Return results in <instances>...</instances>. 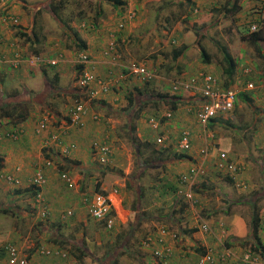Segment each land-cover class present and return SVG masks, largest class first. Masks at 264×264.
<instances>
[{
	"label": "crops",
	"instance_id": "obj_1",
	"mask_svg": "<svg viewBox=\"0 0 264 264\" xmlns=\"http://www.w3.org/2000/svg\"><path fill=\"white\" fill-rule=\"evenodd\" d=\"M60 1L61 0L0 1V17L6 11L18 17V24L16 27L12 25H6L0 19V51L7 56H13L14 52L17 50V53L21 54V57H23V61L21 62V65L17 67V69L0 65V83L3 85L6 80L9 82V77L15 78L13 80L15 81V86H13V88L17 86V91L11 90L10 92L17 94V102H20L23 105L21 107L24 109V111L29 110V116L27 119L17 123V127H20L22 132L19 133L16 140H12L13 144H2L4 142L2 141V145L0 146V152L3 153L2 156L5 158L6 164L0 171H3V173L16 174L21 180V184L17 186V195L14 196V198H17V220L21 223L20 225H17V246L19 250L29 259L28 264H103L104 261L99 259L96 250L95 252H92L90 249H87V241H92L93 245L98 248L109 247L110 250L112 246H117L116 243L118 240L128 239V235L130 234L129 232L132 233L131 238L133 240H137V234L142 231V228L148 223V220L160 219L154 217L152 211L148 213L145 212L143 218L137 221L136 227L133 229L126 227L129 217L131 216V206L132 204L134 205V200H136L135 191L132 192L134 188H128L126 186V177L133 171L140 173L142 170H144V173L140 176L138 181V183L143 186L144 193L141 196L143 201L140 203L142 205V210L146 205H153L156 208L163 207L162 201H159L160 198L157 197L155 193V196L153 195L152 198H148L144 187H147L148 190L157 191V193L161 194V196L164 192H167L173 198L171 206H167L166 208L168 209L170 207L171 212L169 211L170 213L168 212L165 214L163 218L164 223L168 221L174 224V228H171L174 229L177 237H165L166 243H168L173 249V255L167 262L162 264H196L200 249L207 250L209 248H216V244L214 243L215 235L203 233L201 230L197 229L196 224L199 222V220L195 213L198 209L187 203V205L183 207L181 202L184 201L181 200L180 202H177L176 198H179L178 195L176 193H171L170 191L171 188H175L174 190L186 189L185 186L187 185L181 184L179 177L181 175L190 174V169L199 161L204 160L203 167L206 168H204V170H206L208 175L207 177H209L207 180L211 182L214 181L216 175H218L216 174L215 163L220 160V157L222 156L221 154H224L223 157L225 158H236V155L233 151L224 152L220 150L217 153V148L213 143L214 140L209 138V135H211V133H209V129L211 130L214 126H223V123L219 121V116L215 117V121H211L212 123L210 122L207 127H203L197 121L195 109L204 102V97L199 88L190 91L176 92L180 95V100H178V98L176 99L175 104L177 107L175 110H171L172 113L169 118L165 117V113L170 112L168 106H161L156 109H152L150 112L144 110L141 111L140 118L137 121L136 135L139 137L140 141H148L151 143L153 148L144 146L143 155L140 157H138L136 153L133 152L135 156L134 158L136 160V166H134L136 169H134V167L131 165L132 155L128 153L127 149L124 147L125 143L120 142L119 140L118 133H124V124L126 123L125 118L123 121H120L119 118L115 117V121L117 122L116 124H119V126L116 124L114 126L111 125V123L108 121L109 118H106V114L112 115L113 113H117L120 114L121 117L124 115V112L121 111V105H126L127 103L126 93L129 88V80L127 84H124V81H118L114 87L106 93H99L92 100L87 99L85 101L86 113L83 118V125L68 127L67 135L65 137V142L68 144L74 143V147L68 155L61 154L60 149L55 143L46 142L45 137L48 135L49 130L36 132L37 122L39 119L37 114V106H48L47 104L49 102V98H46L47 94H45L46 97L43 96L44 88L46 89L48 87L47 81H60V79L68 81L64 84V86H62V88L58 83L55 86L50 83L52 86L51 92H48V95H52L50 98L53 97L56 92H58L56 94L57 96L59 93H61L63 95H71L72 97H75L76 90L78 94H82V90L76 84L74 79L76 75L75 66L78 65L76 63L77 54L80 51L78 50V44H83L84 49L81 51H85L88 54L89 60L87 63V69L90 71V73L95 77V79L106 78L108 75H110L111 71L116 72L120 68L114 67V65L110 62L111 59L104 55L103 49L106 44L105 42H107L109 39L115 38L119 52L122 54V56L131 55L128 51V48L126 47L127 43L124 42L129 40L127 37H129V35L134 30L129 24L126 27L127 29L120 30L117 25L111 27L108 26L109 22L104 23L103 28L106 31L104 34L102 33L104 36V43H102L101 37L94 30V27L97 28V26L93 20V29L88 28L89 30L87 31L84 29H79V36L78 33L75 32V37H71V35H74L72 31H69L71 35L65 33V31H62L61 35L59 31L50 24V21L53 22L59 20V10L64 9L65 7L63 4L64 2L59 3ZM101 1L102 0L98 1L97 10H95L93 17L103 15V13L105 14L107 12L104 9L105 7L101 6ZM199 1L203 2L204 0ZM243 2L244 0L239 1L240 8H242L241 4H243ZM33 3L42 4V6L34 9V13L27 10L29 9L27 4L33 8ZM57 3H59V13L57 12L56 16L55 13H53L50 9V6L52 4L57 5ZM132 4L134 7L138 6V0H132ZM25 5L27 7H25ZM140 5H142V3H140ZM214 6L219 5L218 3H214ZM111 7L118 16L120 7H115L113 4H111ZM242 11H244V9H242L241 12ZM79 13L80 15H78V17L82 18V13L84 14L82 9L79 10ZM255 14V17H257V14H260V12ZM85 25L86 24H81V27L87 28L88 25ZM122 45L123 47L121 48ZM35 50L38 52H35ZM125 51L127 53H125ZM182 52L176 56L174 55L173 51L172 59L177 63L174 68L177 67L178 70H181L180 66H182L188 70L196 69L195 72L190 73L185 70V72L182 74H185L186 76H198L200 73L211 74L214 72L212 73L214 77L221 75L212 69H204V67H201L198 62H191L187 57L182 58L181 56L186 54V52L183 54ZM59 54L60 56L58 57ZM37 57L41 59L58 58V60L54 65L39 61H29L31 58ZM242 60L243 59L241 57L237 59L238 76L241 77L240 81H242V87L236 90L237 93H247L250 101H245L241 97L238 98L237 95L235 107H237V103L239 102L238 99L249 106H252V103L256 102L254 107L255 111L256 106L260 105V111L263 112V115L260 117L262 119L264 116V84L262 86L261 84L264 82V74L259 72L257 67L254 68L247 64H245L244 67L242 65L243 68L240 70L239 65H241ZM149 63L151 62L148 61V64ZM245 67L249 69L248 74L243 73V69ZM169 70H171V67H166L162 74H169L170 77L168 78L181 77L176 74L179 73L178 70L173 73H170ZM261 78H263V81L257 82V80ZM221 79L222 77L218 78V80ZM172 80L170 81L172 82ZM248 80L254 81L255 85H257V88L251 91L245 90V84ZM71 82H73V85ZM92 85L94 87L97 86L95 82H93ZM71 86H74V92L70 90ZM135 86L141 87L139 84ZM200 86L201 84H199V87ZM218 86L223 87L221 86L220 82H218ZM168 88L169 87H166V90H168ZM233 88L235 89V86ZM142 89L144 90L145 87ZM154 90L159 89L155 88ZM172 93L173 92H171V94ZM93 100L102 102V104H94L99 105L104 111L105 115L102 114V116H99L95 114V109L91 107V101ZM148 104H150V102ZM95 115L98 116V119H94ZM151 118H156L159 121L157 128H152L150 126L149 121ZM145 119H147V122ZM62 121H64L62 118H55V126L58 124V122ZM182 130H187L189 132L191 147L187 152L182 151L185 152V154L189 157L180 160L175 158L176 156L173 154L180 152L177 142L180 138ZM260 130L261 132L259 133V137L261 134L262 139L264 140V119ZM126 131H128L127 128ZM159 134H165L168 136L167 144L165 146H160L156 143L155 139ZM94 140H105L112 146L113 155L111 157L110 166H108V168L115 167L112 172H105L107 166L105 167V165L99 162L97 155L91 149L90 146ZM118 142H120L119 146ZM216 142H219V140H216ZM226 143L230 142L227 141ZM159 151H164L165 155H168L170 159L161 163L162 159L158 156ZM46 154L51 155L53 162L56 163L57 161L59 163V169H57L55 165L45 166L44 160L46 157L44 155ZM151 154H155L150 157L151 159L149 161L151 162L147 164L143 163L142 157L150 156ZM128 160L129 162L127 165H125L124 162ZM162 165H166L165 170L162 168ZM37 167H42L46 176V182L43 186L42 192L44 200L50 208L51 213L49 217L45 219L41 218L39 215V210L34 202V192L32 191L33 188L29 185V180L35 173ZM153 167H156L157 170H159L155 175L157 180L154 182H148V180H144V178L147 175V171ZM103 170L105 173L102 172ZM119 170H122V175L120 174ZM60 171L66 172L72 177L73 184L71 187H69L64 181L60 179ZM209 174L213 177L209 176ZM245 176H249L247 175V171L241 172L239 177L240 179L244 180L243 178H245ZM194 177L196 180L195 183H197L200 176ZM227 180L231 182L229 179ZM97 188L99 191H96ZM102 190L106 193L111 201L112 215L115 219L112 238L108 237L107 233L110 230L105 227L102 221H97L89 216L86 200H84L85 198H91L94 193H101L100 191ZM140 193H142V191H140ZM199 196L201 197V195ZM10 197L13 198V196ZM146 199L148 200V203L146 202ZM261 199H264V192L262 193ZM130 200L132 201L129 204ZM242 201H244L242 203H249V198L247 197ZM177 203H180V205H177ZM155 207L153 208L154 212L157 210H155ZM67 210H71L72 214L69 216V218L63 219L61 214ZM228 215H230V213ZM230 217L231 218H228L227 220V235L238 238L247 236L249 226L248 222L246 223L243 216L234 212L232 215H230ZM29 218L32 220L28 221ZM71 219H73V221H71ZM24 223L27 224L26 228H29L28 231L25 229ZM164 223H160L156 226V228L160 225H164ZM102 228L106 232L102 230ZM62 229H74L73 235L78 236V239H75V241H82L81 244L83 249L89 251V255L91 257L87 254V252H83L81 259H77L68 249V245L59 246L57 243H55L56 241L54 240L58 237L61 239L66 238L68 241H71L72 238L74 239L73 236L71 238L70 236L66 235ZM58 230H60V232L62 231L63 233L58 232ZM26 233H28L26 235L27 238H25L28 240L27 246L25 245L26 240H19V237L22 238V236H24ZM261 236H264V234L261 233ZM262 242L264 244V239H262ZM6 243L9 242H0V247L4 246ZM67 244H70L71 246L70 242ZM128 244L129 241L123 248H126L124 253L120 252L118 249H111L110 252H114L117 257L119 255L121 259L127 255L134 256L133 264H159L157 261H153V258L149 253L150 251L146 248L141 247V250H143L141 253H138L137 251L133 253ZM73 246L74 245L71 247ZM41 247L47 249H64L68 253V258L62 259L55 255H44L39 251ZM120 249H122V247H120ZM232 250L235 252V257L229 258L228 263L244 264L239 257L242 251L241 247L238 245ZM107 252L108 248L102 253V255H107ZM215 254H217V252H215ZM121 259H118L117 264H120ZM214 264L224 263L215 261Z\"/></svg>",
	"mask_w": 264,
	"mask_h": 264
},
{
	"label": "rangeland",
	"instance_id": "obj_2",
	"mask_svg": "<svg viewBox=\"0 0 264 264\" xmlns=\"http://www.w3.org/2000/svg\"><path fill=\"white\" fill-rule=\"evenodd\" d=\"M61 1L64 2L62 3L65 5V7L64 9L59 10L60 13L58 12L59 20L53 22L49 20L50 24L54 26V28H56L61 35H62V31H65V33L69 35H71L69 31H72L74 35H71V37H75V32L78 33L79 36L80 35L79 29L80 30L84 29L86 31L89 30L88 28L93 29V20H94L97 26V28L94 27V30L101 37V42L104 43L103 34L106 31L103 28L104 23L109 22L108 26L114 27L115 25H117L118 22H120L121 18L123 17V14L121 15L119 13L117 16V14H115L114 9L111 7V3L107 2L106 0L101 1V6L105 7L104 9L107 12L105 14L103 13V15H98L96 17H93V14L95 13V10H97V4L99 0H61ZM194 1L196 2V4L193 7H189L187 11L183 13L182 9L180 7L178 8L177 0H138L139 5L136 7L133 6L132 0H128L129 6L127 9L134 10L135 17L124 26L123 30L127 29L126 27L129 24L130 27L131 26L133 27L134 31L129 35V37L126 36L127 38H129V40L124 42L127 43L126 47L128 48V51L130 52L131 55H123L124 56L123 57L122 54L119 52L121 60L123 62L142 63L148 69L154 71L156 73V77L153 80H151L148 84L142 83L136 77H129L120 81H124V84L125 83L127 84L129 80L130 84L141 85L140 87L141 89L144 85H147L148 88L151 87L149 89L145 88V90H147V93L143 95L144 98L148 99L152 97V95L156 94V91L168 92V93L173 92L170 87L171 86L170 80H172L173 78L175 79L176 77L168 78L170 77V75L162 74V72L166 67H171V70H169L170 73H173L178 70L177 67L174 68V66H176L177 63L172 59V53L174 50L178 49V47H180L182 44H187V47L189 48L186 51V54L181 56L182 58L187 57L191 62L194 61L198 62V64L201 67L203 66L204 69L214 70L218 74H221L219 75L220 77L217 75L218 78L223 77L222 72L220 73V71L222 70L221 61H223L222 60L223 47H225L233 57L235 56L236 59H239L240 57L243 59L241 65H239L240 70L244 67L245 64H247L254 68L257 67L259 72L264 74V58L263 56H261L262 55L261 53L264 54L263 45L260 54H258L254 44L246 39L247 33L249 31H252L251 29L252 25H254L255 29L257 30L259 29L264 30V11H263L264 0H244L243 4H241L242 8H240V10L236 12L234 15H230V13L224 14L223 10L221 11L215 10V7L218 8L220 6H214V3H218V5H222L226 3L228 0H204L205 2L204 1L201 2L199 0H194ZM230 1L231 3L234 2V0H230ZM140 3H142V5H140ZM29 4H27V6H29L28 7L29 9L27 10L33 13L35 11L34 9H37L38 7L42 6L41 3H33L32 5L33 8H32ZM58 4L59 3H57V5ZM27 6L25 5V7ZM80 9H82V12H84V14L82 13V18L78 17V15H80L79 13ZM242 9H244V11L241 12ZM183 10L185 9L183 8ZM257 12H260V14H257V17H255L256 15L255 13ZM224 15H227V18H224ZM76 17L78 20L76 19ZM81 24H86L85 26L87 25L88 26L87 28H82ZM137 33L138 35L141 36H138ZM199 33L205 35L200 37V41L202 45H204V47L207 49L210 55L211 61L207 64L206 63L202 64L200 62L199 53L194 47L195 40L197 36H199L198 35ZM122 47L123 45L121 46V48ZM125 53L127 52L125 51ZM148 61L151 63L148 64ZM180 67L181 70H178L179 73L176 74L182 77L186 76L185 74H182L185 72V70L188 71V73L196 71V69L188 70L183 68L182 66ZM218 78L217 81L220 82ZM14 79L15 78L9 77V82H7L6 80L3 83V85L0 83V93L4 92L7 94L11 90L17 91V86L13 88V86H15V81H13ZM240 79L241 77L238 76L234 83L235 89L237 90L242 87V81H240ZM262 81L263 78L257 80V82H262ZM66 82L68 81L60 79V81H56V83L52 81L51 84L55 86L58 83L59 86L62 88V86H64ZM47 83H48V87L46 89L44 88L43 96L46 97L45 94H47L46 98L47 99L49 98V102L47 104L48 106L46 105H42L41 107L37 106L38 108L37 114L40 117L41 115H48L47 112L52 111L53 114H57V113L60 114V116L59 115L58 116L62 118L63 115H65L68 106L71 103H73V101L77 98L76 96L72 97L71 95H63L61 93H59L57 96L56 94L58 92H56L53 95V97L50 98V96L52 95H48V92H51L52 86L50 84V80L47 81ZM71 84L73 85V82H71ZM152 87H155L156 89L159 90H154L155 88ZM166 87H169L168 90H166ZM70 90L74 92L75 91L74 86H71ZM75 94L78 95L79 99L83 98V100L86 101V98L82 97V95H79L77 90L75 91ZM15 96H17V94ZM238 100L239 102L237 101L238 102L237 107H235L234 105L232 111L230 110L229 112L223 115L222 114L219 115L218 117L220 118L219 121L223 123V126H214L211 130L209 129V133H211V135H209V138H212L214 140L213 143L217 148L216 149L217 153L220 150L224 152L233 151L236 155V158H230V157L229 158L233 159L235 163H241L245 166L244 171H247V175H249V176H245V178H243L244 180H242L244 181L245 187L240 188L233 181L229 182L226 179L225 175L222 172H217L216 169H215L216 174L218 175H216L215 172L212 170L216 175L214 181L210 182L207 180L209 177H207L208 176L207 172L206 170H204V173L199 177V181H197L196 183L198 186L201 185L200 188L203 190H201L199 193L201 197L197 195L199 202L198 205L196 206V209L198 210L196 211L195 214L199 216L198 220L201 219L205 220L210 225L211 232H209L208 234L215 235L214 243L216 244V248H213V251L217 252V254L221 253L225 248H229L231 250L234 249L235 245L231 247L224 246V241L229 239L230 237L227 235V227H228L227 220L228 218H231L230 215L236 212L238 215L243 216L246 223L249 222L251 205L250 202L242 203L244 202L242 201L243 199L248 197L249 201H251L252 199L254 198L256 199L257 197L256 203L260 207V215H264V199H261L262 193L264 192V140L262 139L261 134L259 137V133L261 132L260 127L263 122L264 116L262 119L260 118L263 115V112L260 111L261 108L260 105L256 106V111H255L254 107L256 102H253L252 106H249L240 99ZM150 101L153 103V100L151 99L148 100V103ZM2 102L5 103L6 101L0 100V103ZM94 103L102 104V102L97 100L91 101V107L95 109L96 112L95 114L99 116H102V114L105 115L104 111L100 108V106ZM152 103L145 105L143 107L144 108L143 110L150 112L152 109L158 108L152 106ZM121 107H122L121 111L124 112L125 111L124 107H126V105H121ZM116 114L115 113H113L112 115L106 114L107 115L106 118L107 119L109 118L108 121L113 126L117 123L115 121V117L119 118L120 121H123L125 118L124 115L123 117H121L120 114L117 115ZM50 115L48 116L50 117ZM145 120L147 122V119ZM55 124L56 122H54L53 125L54 127L60 125L61 122H58L56 126ZM12 125H13L12 122L8 121L6 118H0V132H4L10 129ZM116 125L119 126V124ZM123 132L124 133H120V132L118 133L119 140L120 142L125 143L124 147L127 149V152L132 155L131 165L134 167L136 166V160L133 154L134 147L131 144L130 135H129L130 133L126 131L125 124H124ZM134 134L136 138L140 141L139 137L136 135L137 134L136 131L134 132ZM12 140H16V139L3 138L2 141L4 142L2 144L4 143L13 144ZM216 140H219V142H216ZM227 141H229L230 143H226ZM120 142H118V146ZM2 144L0 142V146ZM2 155L3 153L0 152V158L2 159L0 161V164H2L0 170L6 165L5 158ZM44 156L47 158L46 155ZM158 156L162 159L161 163L170 159L168 155L167 156L165 155L164 151H162ZM128 162L129 160L124 162V164L127 165ZM54 165L57 169H59L58 168L59 163L57 161L56 163L54 162ZM162 168L165 170L166 165L165 166L163 165ZM134 169H136V167H134ZM157 171L159 170H157L156 167L150 168L147 171V175L144 178V180H148V182L156 181L157 179L155 175ZM2 173L3 171H0V176ZM209 176L213 177L210 174ZM6 183L7 182L0 177V208L8 209L6 212H2L0 210V242L2 243L8 241L17 245V225L21 224L20 221L17 220V198L16 197L14 198V196L17 195V186L11 185L10 183L7 184ZM144 188L148 198L149 197L152 198V196L155 193L157 197L160 198L159 201L160 202L162 201L163 207H160L161 210L159 207L156 208L153 205L150 206L146 205L145 208L143 207L144 213L145 212L148 213L152 211L154 217L160 219L148 220V223L144 225V227L142 228L143 232L141 231L139 234H137V240L131 239L129 241L128 246L130 249H132L133 253H135L136 251L138 253H141L143 251L141 250L142 247L141 243L143 238L148 233L153 232L155 229H157L156 228L157 225H159L160 223H164L163 216L171 210L170 207L168 209L166 208L167 206H171V202L173 200V198L170 195L163 194L161 196V194L157 193V191L148 190L147 187ZM133 191L134 190H132V192ZM10 196H13V198H11ZM131 201L132 200L129 201V204L131 203ZM146 202L148 203L147 199ZM177 205H179V203H177ZM154 207L155 210L157 209L155 212L153 211ZM227 207H230L229 210L230 215H228L229 213L228 214L224 213V209ZM30 220L32 219L29 218L28 221ZM71 221H73V219H71ZM165 224L171 231L175 232L174 229H172L174 228L173 227L174 224L168 221H166L164 225ZM26 225L27 224L24 223V227L28 231L29 228H26ZM263 225L264 222H261L262 234H264ZM62 230L64 231V233H66V235L70 236L71 238L73 236L74 239L72 238V240L75 241V239H78L77 235H73L74 229H62ZM102 230L104 229L102 228ZM58 232H60V230H58ZM113 232H114V227H112V229L108 231L107 233L108 237L112 238ZM28 233L22 236V238L19 237V240H26L25 241L26 246L28 244V240L25 238H27L26 235ZM261 238L264 239V236H261ZM78 242L81 243L82 241H78ZM121 244L123 245V242ZM67 245H68V249L70 250V244ZM87 246H88L87 249H90L92 252H95L96 250L99 259L104 261L103 264H108V260L110 258L105 255L103 256L102 253L106 251V249L109 247L98 248L93 245L92 241H87ZM84 251L87 252L88 255L90 254L89 251L86 250ZM131 256L132 255H127L122 259L121 257H119L121 259L120 264H133L134 256H132V258ZM228 261L229 260L224 262V264L228 263ZM228 264H232V263L229 262Z\"/></svg>",
	"mask_w": 264,
	"mask_h": 264
},
{
	"label": "built area",
	"instance_id": "obj_3",
	"mask_svg": "<svg viewBox=\"0 0 264 264\" xmlns=\"http://www.w3.org/2000/svg\"><path fill=\"white\" fill-rule=\"evenodd\" d=\"M4 2V0H0ZM127 8L129 6L128 0ZM123 13V17L118 23V28L122 29L126 23L130 22L135 17V11L132 9H127ZM1 21L6 25H17L18 17L8 11L3 13L0 17ZM252 30H255V26L252 25ZM103 53L105 56L109 57L110 62L118 69L116 72L111 71L110 75L106 78H98L90 73L87 69L88 54L85 51H81L77 54V64L84 65L82 69L77 74L76 84L82 90V96L86 95V100H92L99 93H106L114 87V85L123 79L129 78L131 75L138 78L142 83L151 81L156 77V73L148 69L144 64L137 62H123L120 57L119 50L115 38L109 39L104 46ZM21 54L14 52L13 56H7L0 51V65H5L12 69H17L23 61ZM60 54L58 55V57ZM58 58L55 59H41L31 58V62H43L50 65L57 63ZM244 74L249 73V69L246 67L243 69ZM95 82L96 87L92 85ZM201 82V83H200ZM199 84L201 86L199 87ZM264 82L261 84V86ZM260 86V87H261ZM200 89L204 102L200 104L195 109V116L197 121L203 126L207 127L210 120L229 112L234 108L235 101L237 99V90L234 88H223L218 86L217 78L214 75L200 73L198 76H187V77H177L171 82V89L173 92H183L190 91L193 89ZM257 88L254 81L248 80L245 84V90L251 91ZM86 113V103L85 100L75 99L71 103L66 112V119L61 122L58 127H54L55 117L53 115H41L37 122L36 132H41L42 130H49L48 135L45 137L46 142L55 143L60 149L61 154L68 155L74 143L68 144L65 142V137L67 135V129L70 126H82L83 118ZM171 112L165 113V117L169 118ZM94 119H98V116H94ZM149 124L152 128H157L159 121L155 118H151ZM54 127V128H52ZM22 129L17 126H12L10 129L0 132V141L3 138L17 139L19 133ZM264 135V133H263ZM156 143L160 146H165L167 144L168 136L165 134H159L156 137ZM178 148L181 151H188L190 149L189 132L187 130H182L180 138L177 142ZM91 149L97 155L98 160L101 164L107 165L111 163V157L113 155L112 146L105 140H94L91 143ZM206 152V150H205ZM204 152V154H205ZM220 160L216 162V168L232 178V181L240 188H244V181L240 179L241 172L244 171L245 166L241 163L227 162V158L223 157L221 154ZM45 166H54L52 159L46 158L44 160ZM204 160L196 163L191 169L190 174L181 175L179 180L181 183L186 184V189H179L177 193L185 199V202L194 208L198 205V198L193 191V185L195 183V177L201 176L204 173ZM59 176L68 186L73 184L72 177L63 171L59 172ZM4 181L15 186L21 184L20 178L13 173H2L0 176ZM46 182V176L43 172L42 167L36 168L35 173L31 176L29 180V185L34 190V202L39 210V215L41 218L45 219L49 217L51 211L46 204L43 197V186ZM87 204L88 214L97 221H102L107 229H112L114 226V216L112 215L111 201L108 196L101 193H94L91 198H85ZM72 214L71 210L64 211L61 214L63 219L68 218ZM197 217H199L197 215ZM202 220V219H201ZM261 220L264 222V215H261ZM197 229L201 230L203 233L211 232L210 225L205 221H200L196 224ZM264 229V225H263ZM171 236L173 238L177 237V234L167 228L165 225H160L153 232L148 233L142 240V246L153 251L154 257L157 259L159 264L167 262L173 255L172 247L166 243L165 237ZM4 257L0 255V264H28L29 259L26 255L22 254L18 246L12 242L6 243L3 246ZM42 254L47 256L55 255L62 259L68 258V253L64 249L54 248L47 249L41 247L39 250ZM235 257V252L229 248H225L221 253L215 254L213 249L209 248L205 253L200 254L197 257L196 264H214L215 261L226 262L229 258ZM240 260L244 264H264V259L260 254L255 253L251 249H245L241 251L239 255Z\"/></svg>",
	"mask_w": 264,
	"mask_h": 264
},
{
	"label": "trees",
	"instance_id": "obj_4",
	"mask_svg": "<svg viewBox=\"0 0 264 264\" xmlns=\"http://www.w3.org/2000/svg\"><path fill=\"white\" fill-rule=\"evenodd\" d=\"M106 1L113 4L115 7H120L119 14H121V15L124 13V11L127 8V1L126 0H106ZM239 1L240 0H234V2L231 3L230 0H228L226 3L219 5L220 7H218V8L215 7V10H218V11L223 10L224 14L230 13V15H234L240 9V6L238 4ZM62 2L63 1H60L59 3H62ZM195 4H196V2L194 0H177L178 8L180 7L182 9L183 13L185 11H187V9L189 7H193ZM183 8L185 10H183ZM50 9L57 16L59 6L52 4L50 6ZM224 18H227V15H224ZM118 23H117V27H118ZM13 26L16 27L17 25H13ZM122 29H120V30H122ZM17 34H19V33H17ZM22 34H24V33H22ZM198 35L199 36H197V38L195 40L194 47L199 53L200 62L202 64H205V63L207 64L211 61L210 55H209L207 49L204 47V45H202V43L200 41V37L205 36V35L201 34V33H199ZM23 38H25V37H23ZM246 39L249 42L254 44L257 53L260 54L262 45L264 48V30L255 29V30L249 31L247 33ZM117 40H119V39H117ZM115 41H116V39H115ZM116 43H117V41H116ZM117 48H118V46H117ZM82 49H84V45L78 44V50H80L79 52H81ZM188 49L189 48L187 47V44H182L180 47H178V49L174 50V55L177 56L182 51H183L182 52V54H183ZM35 52H38V51L35 50ZM222 52H223V58H222L223 61H221V65H222V71L221 72L223 74V77L220 80V84H221V86H223V88H230V87L233 88L232 86H234V83L238 77V61L235 57H233L228 52V50L225 47H223ZM261 56H263V58H264V54H262ZM83 66L84 65H82V64H78L75 66V68H76V75L74 77L75 81L77 79V74L79 73V71L82 69ZM130 77H134V76L131 75ZM56 81L57 80H54V83H56ZM149 82L150 81H147V82H145V84H148ZM50 83H51V81H50ZM135 85H137V84H130V83L128 84L129 88L127 87L128 88L127 93H126L127 103H126V107H124V109H125L124 117L126 120L125 126L128 130L127 132L130 133L129 134L130 135V141H131L132 146L134 147V152L136 153V155L138 157H140L143 155L144 146L152 147V144L149 143L148 141H139L134 134V132L136 131V128H137V121L140 118L141 111L144 109L143 107L145 105H147L148 100L151 99V100H153V103L150 101V103H152V106H154V107H161V106L166 107V106H168L170 112L172 113L171 110L176 109L177 106H176L175 102H176L177 98H178V100H180V95L177 94L176 92H173L171 94L168 92H160L159 91V92H156L155 95H152V97L147 99V98L143 97V95L145 93H147V90H145V89L143 90L139 86H135ZM144 87L149 89L147 87V85H144L142 88H144ZM15 95L16 94H13L11 92H9L7 94L4 92L0 93V100L6 101L5 103L4 102L0 103V118H6L8 121H11L13 124L12 126H17V123H20V122L26 120L27 117L29 116V110L24 111V109L21 107L23 105L20 102H17V98H16L17 96H15ZM237 95H238V97L243 98V100H245V101H250V98L247 95V93L240 92ZM75 96L77 99H79L77 94H75ZM84 98H86L85 94H84ZM66 112H65V115H66ZM48 113L52 114L53 117H55V118L60 116V114H58V113L53 114L52 111H49ZM65 115H63V117H62L63 120L66 119ZM211 121L214 122L215 118L211 119L210 122ZM2 140L0 142H2ZM179 151L181 153L179 152V153L173 154L174 156H176L175 158L181 160V159H186L189 157L188 155L185 154V152H182L181 150H179ZM161 152L162 151H159L158 154H160ZM153 155H155V154H151L150 156L142 157V162L146 163V164L151 162L149 160L151 159L150 157ZM46 156H47V158L52 159L50 157L51 156L50 154H46ZM1 160L2 159L0 158V161ZM231 161L235 162L233 159L227 158V162H231ZM1 166H2V164H0V167ZM108 166H110V163L105 165V167H106L105 172H107V171L112 172L113 169H115V167H109L108 168ZM215 169L217 170V172H221L216 168V163H215ZM119 171H120V174L122 175V170H119ZM102 172L105 173L104 170ZM143 173H144V170H142L140 173H136L133 171L126 177L127 178L126 179V182H127L126 186L128 188H134L135 196H136V200H134V205L132 204V206H131L132 207L131 208L132 209L131 210V216L129 217V221L126 225L127 228L133 229L134 227H136L137 221L141 220V218H143V216H144V212H142L143 211L142 205L140 204L143 201L141 199L142 194H144L143 193V186L138 183L140 176ZM224 175L226 176L227 179H229L232 182L231 177H229L226 174H224ZM181 184H184V183H181ZM200 186L201 185L198 186L196 183H194V185H193V191L195 192L196 196L198 195V193H200L201 190H203L200 188ZM174 189L175 188H171L170 192L176 193L179 197L178 199L176 198V201L177 202H180L181 200L184 201V202H181V205L183 207H185L187 205L185 202V199L177 193L178 190H174ZM32 191L34 192V190H32ZM96 191H99V189L97 188ZM140 191H142V193H140ZM100 192H101V194L106 195V193L103 192V190ZM163 194L169 195L167 192H164ZM230 202H232V201H230ZM249 202H250L251 207H250V219L248 222L249 231H248L247 236H245L243 238L231 237V238L224 241V246L225 247H231V246L235 245L234 247H236L239 245L242 250L251 249L255 253L260 254L261 257L264 259V244H263L261 236H260L261 227H262L261 226L262 220H261V215H260V207L256 203L255 198ZM179 205H180V203H179ZM0 210L2 212H6L8 209L7 208L6 209L0 208ZM229 210H230V207L225 208L224 213L228 214ZM129 233L130 234L128 235V239L118 240L116 243L117 246H112L111 249L112 250L118 249L120 252L124 253L126 250V248L123 249L125 247V244L132 239L131 238L132 233L131 232H129ZM121 237H123V236H121ZM54 241H56L55 243H57L59 246L67 245V243H69V242L71 243V246L74 245L73 247L70 246V252L73 255H75V257L77 259H81V256H83V252H85L84 251L85 249H83L82 244L78 241H74V240L68 241L66 238L61 239L60 237H58ZM122 242H123V245L121 244ZM120 246H122V249L119 248ZM110 250L108 248L107 255H105V256L110 258L108 260V264H117L120 256L118 255V257H117V255L114 252L111 253ZM147 250L150 251L149 253L152 256L153 261H156L157 259L154 257L153 251L151 249H147ZM205 252H206V249H203V250L200 249L199 255L203 254ZM0 255L2 257H4L3 246L0 247Z\"/></svg>",
	"mask_w": 264,
	"mask_h": 264
},
{
	"label": "clouds",
	"instance_id": "obj_5",
	"mask_svg": "<svg viewBox=\"0 0 264 264\" xmlns=\"http://www.w3.org/2000/svg\"><path fill=\"white\" fill-rule=\"evenodd\" d=\"M238 94V93H237ZM236 102V101H235Z\"/></svg>",
	"mask_w": 264,
	"mask_h": 264
}]
</instances>
